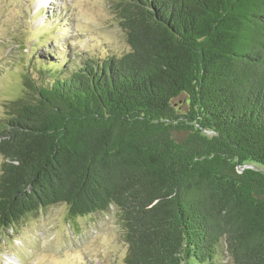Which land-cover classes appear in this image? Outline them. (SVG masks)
I'll return each instance as SVG.
<instances>
[{
    "label": "trees",
    "instance_id": "obj_1",
    "mask_svg": "<svg viewBox=\"0 0 264 264\" xmlns=\"http://www.w3.org/2000/svg\"><path fill=\"white\" fill-rule=\"evenodd\" d=\"M111 3L128 52L39 56L4 103L0 229L114 209L124 264H264V0Z\"/></svg>",
    "mask_w": 264,
    "mask_h": 264
},
{
    "label": "rangeland",
    "instance_id": "obj_2",
    "mask_svg": "<svg viewBox=\"0 0 264 264\" xmlns=\"http://www.w3.org/2000/svg\"><path fill=\"white\" fill-rule=\"evenodd\" d=\"M112 1L0 0V120L4 103L20 96L24 75L38 77L35 58L50 53L48 61L55 63L68 57V67L130 50ZM3 162L0 154V175ZM127 255L114 209L74 218L65 204H57L12 230L0 229V264H124Z\"/></svg>",
    "mask_w": 264,
    "mask_h": 264
},
{
    "label": "water",
    "instance_id": "obj_3",
    "mask_svg": "<svg viewBox=\"0 0 264 264\" xmlns=\"http://www.w3.org/2000/svg\"><path fill=\"white\" fill-rule=\"evenodd\" d=\"M246 168H254V167H252V166H246Z\"/></svg>",
    "mask_w": 264,
    "mask_h": 264
}]
</instances>
